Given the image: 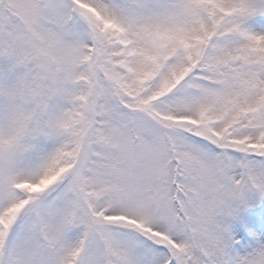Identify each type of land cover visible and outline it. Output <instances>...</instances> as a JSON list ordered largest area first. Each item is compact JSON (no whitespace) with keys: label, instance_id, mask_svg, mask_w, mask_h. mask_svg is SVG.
Here are the masks:
<instances>
[{"label":"snow or ice","instance_id":"obj_1","mask_svg":"<svg viewBox=\"0 0 264 264\" xmlns=\"http://www.w3.org/2000/svg\"><path fill=\"white\" fill-rule=\"evenodd\" d=\"M0 264H264V0H0Z\"/></svg>","mask_w":264,"mask_h":264}]
</instances>
